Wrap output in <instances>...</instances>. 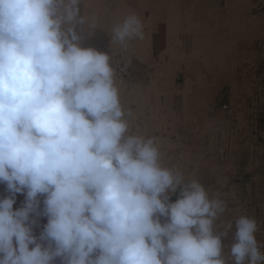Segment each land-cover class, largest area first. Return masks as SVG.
<instances>
[{"label": "clouds", "instance_id": "1", "mask_svg": "<svg viewBox=\"0 0 264 264\" xmlns=\"http://www.w3.org/2000/svg\"><path fill=\"white\" fill-rule=\"evenodd\" d=\"M80 5L0 0V264H264L254 217L218 226L219 194L130 131L111 55L83 46L102 27ZM133 39L143 27L131 13L110 41L127 50Z\"/></svg>", "mask_w": 264, "mask_h": 264}, {"label": "crops", "instance_id": "2", "mask_svg": "<svg viewBox=\"0 0 264 264\" xmlns=\"http://www.w3.org/2000/svg\"><path fill=\"white\" fill-rule=\"evenodd\" d=\"M106 1L113 11L106 9ZM114 1L81 0V15L95 17L103 28L86 36L83 46L120 52V45L110 42L108 21L114 26L131 13L140 18L143 39L129 41L127 51L150 62L145 63L147 79L132 88L116 83L122 106L132 113L130 131L155 137L162 166L180 171L186 180H199L213 196L236 186L245 190L243 199L228 194L226 211L232 220L241 215L256 219L255 235L264 253V151L249 145L264 138L259 133L264 127V0H130L129 8L122 0L118 5ZM210 40L213 45H208ZM224 87L229 106L221 112L216 101ZM219 173L254 175L257 180L224 184ZM7 194L0 184V197ZM178 196L179 192L172 194L171 201ZM24 199L17 194L14 208L21 207ZM42 201L43 197L41 208ZM46 223L47 218L40 217L34 234L38 236ZM234 234L226 236L225 256L235 242Z\"/></svg>", "mask_w": 264, "mask_h": 264}, {"label": "rangeland", "instance_id": "3", "mask_svg": "<svg viewBox=\"0 0 264 264\" xmlns=\"http://www.w3.org/2000/svg\"><path fill=\"white\" fill-rule=\"evenodd\" d=\"M122 1L126 5L130 0H122ZM114 2L118 5V0H115ZM105 5H106L105 7H106L107 10H112L113 11V9H111V8L109 9L108 8L107 1L105 2ZM119 5H120V3H119ZM110 6L112 7L111 4H110ZM127 7L129 8V6H127ZM115 9H117V8H115ZM109 12H111V11H109ZM107 14H109V13H107ZM124 15H126V14L124 13ZM107 17H111L112 18V16L110 14ZM108 25L113 27L112 23H110L109 21H108ZM186 41H188V40H186ZM108 44H109L108 47L110 48V43H108ZM184 49L187 52H189V50H190L189 46H187V45H186V47ZM120 50H121L120 52H115V53H111L110 54L111 55V64H112V66H113V68L115 70V73H116V77H115L116 83H120V84H122V86H127V87H131V88L132 87L142 86L145 83V80L147 79V76H148L147 73H146L147 67H146L145 63L148 65V63H150V62L149 61L146 62V60H144L145 62L142 61L138 56L131 54L127 50H122L121 48H120ZM175 76H176V73H175ZM177 76L179 78L177 79L176 85L178 84V86H180V85L183 84V82H182L183 81L182 80V73L179 72L177 74ZM227 90H228L227 87L221 88L219 90V96L217 98V101L215 100L216 104H217L216 108H218L221 112L226 111V108L229 106V103H228L229 101L225 99L226 97H229V92H227ZM254 95H252L251 97L255 99ZM223 107H225V109H223ZM261 124H262V122H261ZM259 129H261L259 133L262 134V135H260V137H264V127L260 126ZM262 140H264V138H258L256 144H251L250 143L249 144L250 145V149L251 150L252 149L256 150L258 148V150L264 151V142H262ZM252 146H254V147L252 148ZM239 159L241 160V156L239 157ZM217 176H218V179L221 181V183H224V184L228 183V182L229 183L231 182L234 185L235 184L247 185V184H250L252 182H255V180H257V178H255L254 175H248V174L247 175L246 174L245 175H241L240 173L239 174H234V175H231V174L227 175V174H224V173H219V174H217ZM211 177H212V175H211ZM208 180H209V184H210V179L208 178ZM236 187L233 189V191L226 190L225 193H224L223 190H221V192L218 193L219 196L221 195L220 198L223 199L224 201H228L229 200L228 194L232 193L233 197H236L238 199H243L244 195H245V190L239 189V187H237V189H236ZM211 191H208L210 197L213 196L212 195L213 191L212 192ZM214 192L216 193V191H214ZM226 212L228 213V211H226ZM226 212L217 221V225L218 226H220L223 223H226L228 221H232L231 215L229 213L227 214ZM217 231L218 232L219 231H223V229L218 228ZM230 231H232V232L236 231V227H235L234 222H233L232 229L229 230L228 233ZM226 236L222 237V240H224V244L222 243L223 249L225 248L224 245H226L225 244V239H227V237H228V236L227 237Z\"/></svg>", "mask_w": 264, "mask_h": 264}, {"label": "bare ground", "instance_id": "4", "mask_svg": "<svg viewBox=\"0 0 264 264\" xmlns=\"http://www.w3.org/2000/svg\"><path fill=\"white\" fill-rule=\"evenodd\" d=\"M159 28V27H158ZM158 31V30H157ZM163 33V32H162ZM175 36V35H174ZM214 36V35H213ZM209 37V36H208ZM207 37V38H208ZM174 38V37H173ZM232 40V39H231ZM212 40H210V42H208V45H213L212 44V42H211ZM206 42V41H205ZM235 42V41H234ZM213 47V46H212ZM215 47V46H214ZM227 47V46H226ZM198 48V47H197ZM232 48V47H231ZM177 49V48H176ZM206 49V48H205ZM232 51V50H231ZM230 52V51H229ZM233 52V51H232ZM210 55V54H209ZM260 62V61H259ZM261 63V62H260ZM214 68V67H213ZM254 73V72H253ZM230 74V73H229ZM256 74V73H255ZM232 75V74H231ZM233 76H235V75H233ZM198 77V76H197ZM232 78V77H231ZM198 104V103H197ZM170 105V104H169ZM179 106V105H178ZM195 106V105H194ZM201 108V107H200ZM188 135V134H187ZM181 136V135H180ZM189 140V139H188ZM191 141V140H190ZM184 143V142H183ZM164 145V144H163ZM166 151V150H165ZM168 151V150H167ZM180 152V151H179ZM169 153V152H168ZM184 155V154H183ZM177 157V156H176ZM186 157V156H185ZM189 157V156H188ZM165 158V157H164ZM187 158V157H186ZM185 159V158H184ZM183 160V159H182ZM163 161V160H162ZM180 161V160H179ZM195 161V160H194ZM163 163V162H162ZM177 163V162H176ZM172 164V163H171ZM182 164V163H181ZM187 164V163H186ZM191 165V164H190ZM173 169V168H172ZM184 170H186V169H184Z\"/></svg>", "mask_w": 264, "mask_h": 264}, {"label": "built area", "instance_id": "5", "mask_svg": "<svg viewBox=\"0 0 264 264\" xmlns=\"http://www.w3.org/2000/svg\"><path fill=\"white\" fill-rule=\"evenodd\" d=\"M223 109H225V107H223ZM40 219V218H39ZM38 222H39V220H38Z\"/></svg>", "mask_w": 264, "mask_h": 264}]
</instances>
